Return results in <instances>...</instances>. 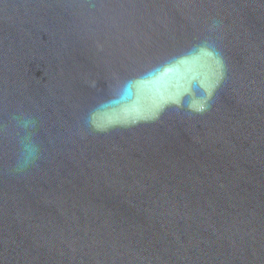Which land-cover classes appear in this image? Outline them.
<instances>
[{
  "label": "water",
  "instance_id": "obj_1",
  "mask_svg": "<svg viewBox=\"0 0 264 264\" xmlns=\"http://www.w3.org/2000/svg\"><path fill=\"white\" fill-rule=\"evenodd\" d=\"M0 264H264V0H0Z\"/></svg>",
  "mask_w": 264,
  "mask_h": 264
}]
</instances>
